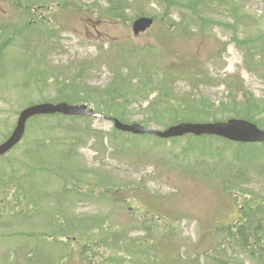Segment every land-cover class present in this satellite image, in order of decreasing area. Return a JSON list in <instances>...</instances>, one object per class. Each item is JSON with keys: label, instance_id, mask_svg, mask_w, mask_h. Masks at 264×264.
I'll return each instance as SVG.
<instances>
[{"label": "rangeland", "instance_id": "obj_1", "mask_svg": "<svg viewBox=\"0 0 264 264\" xmlns=\"http://www.w3.org/2000/svg\"><path fill=\"white\" fill-rule=\"evenodd\" d=\"M112 1L115 0H62V5L73 14H67L64 11L61 13L55 9L53 14L46 15V11L55 8L52 2L58 4L57 0H52L49 3L52 9L48 7L45 12L42 11L43 21H45L43 31L40 37H35L39 26L36 29L22 30L23 19L15 15L14 10L10 11L8 1L0 0V20H3L2 24L7 25L3 30L7 38L13 39L11 45H6L0 51V143L5 138L4 133L15 125L18 112L27 106L58 102L78 104L80 100L72 98L73 94H78L80 97L86 96L87 91H91L92 97L97 101L98 96L111 84L113 73L119 69H123V72L127 70L128 73L130 67L139 61L143 63L149 59L155 62L153 54L146 56L143 53L148 46H155L152 47L151 53H154L158 59L155 62L157 69L171 64L174 58L179 67L199 60L190 66L196 68L195 74L199 77L192 80H180L177 90L182 97L188 99L185 102L182 101L184 106H191L197 102L200 105V111L206 113L202 103L212 104L213 108L208 107L210 112L214 111L210 121L242 119V117L215 112V110L233 103L241 105L242 99L247 97L245 94L253 95L254 102L264 99V66L253 67L252 60L247 61L246 64L241 52L244 47L241 48L242 50L237 47L239 41L245 39L250 40L253 47L264 39V37L261 38L264 34V0H225L227 4L224 15L213 12L211 9H206V13L203 14V18H206V28L209 29L207 36L199 34L172 38L168 43L158 42L160 39L158 24L144 35L134 37L130 31L131 21L141 15L158 18V15L168 11V15H171L174 22L185 15L188 19H193L196 26H202L194 4H187L189 0H170L171 2L125 0L129 8L121 24L112 22L113 18L110 17V20L93 26L89 16H95L96 10L102 11ZM43 2L44 0H24L23 4H33V8H36ZM233 4L239 6L237 14L232 8ZM214 10L223 11L221 8ZM41 16V13L36 15L39 18ZM24 17L30 20L29 17ZM236 17L238 22H235ZM47 19L52 22L48 24ZM172 21L168 20L171 23ZM211 21L214 22L211 23ZM54 22L61 29L56 37L52 36L51 39L50 33L45 29L54 26ZM232 25L236 28L235 32L227 29V26ZM258 38L260 39L253 41ZM163 47H167L164 56L161 50ZM130 49L137 53L130 54L127 58L125 55L123 60H117L115 52L123 50L129 52ZM121 66L124 67L121 68ZM72 84L76 86L73 88ZM70 89L73 91L69 92ZM60 96L66 97L62 100ZM154 96L155 94L151 95L145 102L131 101L126 107V113L130 116V121H141L149 128L161 130L163 127L157 123L146 121L148 119L146 106L154 101L152 100ZM104 100L107 101V99ZM174 101L169 98L165 102ZM87 105L94 108L95 103H87ZM242 106L248 108L245 103ZM150 110H153L151 106ZM184 112L189 114L183 118L184 122L205 121L203 114L191 108L185 109ZM261 120L264 118L259 121ZM31 122L32 120L28 123L26 136L22 141L4 158L0 157V172H15L16 176H13L16 182L22 185L21 198L23 191L29 190L28 193L37 194L33 205L28 202V197L25 195V207L22 209L25 221L16 215L19 208L15 207L16 200L13 204V207L17 208L15 216L12 212H8L10 222H6L7 228L3 229L1 226L7 216L0 221V264H30L27 261V255H30L31 251L34 255L32 259L43 264L41 259L43 248L52 254L51 256L56 254L57 250L53 243L46 237L53 236V233L58 234L61 230L51 231L46 226L50 218L44 217H52L54 214L62 217L61 213L56 212L61 200L66 219L71 223L73 219L75 225L80 228V236L84 237L78 240L74 239L73 235H68L66 242L68 247L75 248L85 244L90 251L87 256L92 263H96L93 253L97 250L92 247L93 239L96 237L98 241L106 240L108 236H111L106 241V248L100 247L99 256L102 264L104 257L109 259L113 248L122 247L124 242L127 246L133 245L132 252L140 247L137 240L148 236V233L146 234L142 229L152 227V221H156L152 220L155 217L152 216L150 208L170 215L171 227L174 228L180 245L184 247L183 252L190 253L198 249L209 250L215 243L213 241L215 229L230 223L233 228H236L241 215L244 214L243 218H246L244 210H248L252 204L264 203V159H262L264 145L251 148V146L226 144L222 141H199L194 140L198 139L196 137H185L178 139L177 143L180 144L172 145L170 151L166 149L171 147L172 142L166 144L165 150L154 149L151 144H142L134 148L126 144L123 148L124 144H121L120 140L115 146L114 141L111 140L115 136L112 132L113 126L104 120L93 119L89 123V128L84 127L89 122L84 120L69 122L56 118H44L38 122ZM173 122L174 120L169 119L165 124L169 125ZM261 128L264 129V127ZM89 130L97 131L100 135L93 134L92 138L87 140L89 138L84 133ZM46 136L54 139H47ZM70 138L84 142L85 148L79 151L82 159H79L78 153L73 154V158L77 164L82 163L83 160L82 169L86 176L83 178L86 186L77 193L79 197L74 198L72 202L74 194L71 191L65 192L62 185L63 182L68 183L70 177L56 176L59 171L58 165L63 163V155L75 152V149L66 142ZM187 140L192 147L201 145L200 152L196 154L192 151L187 152ZM143 145L146 146L142 147ZM175 154H178L176 160L172 158ZM33 155L35 156L32 157ZM232 155H236L237 158H232ZM220 159L226 162V167L220 165ZM195 163L198 164V174L203 171L205 163L211 167L215 165L214 170L220 174H226L230 168L242 169L246 171L243 178L249 180L246 185L240 180L235 190L230 188L229 199L221 189L212 187L211 178L194 174ZM43 165L52 167L43 168ZM184 169L190 172L181 173L180 170ZM91 171L94 173L92 174ZM9 175L5 174L2 177L6 179ZM96 177H106L114 182L122 183L128 186L130 192L127 190V194L121 192L112 194L113 186L116 184L108 179L97 183ZM231 177H233V171ZM212 182L217 184L216 180ZM226 185L231 187L232 184L226 183ZM147 189L158 195L156 201L143 202L141 196ZM2 201L5 199H1L0 204ZM99 219L105 220L95 221ZM80 220L85 222L80 224ZM97 223H104L103 226L107 231L96 230ZM254 223L253 217H247L245 222L247 229H250ZM133 227L136 228L132 230ZM156 230L157 226L153 228V231ZM157 236H151V243L147 240L150 249L157 248L158 245L154 243V239L159 241ZM86 237L92 240H86ZM24 248L29 249L27 255ZM71 254L73 258H68L65 264H80L77 254ZM149 254L148 251L146 257ZM53 257H55L53 261H56L57 257ZM236 259L239 264L264 263V260L260 262L249 259L243 254L237 255ZM107 263L111 264L108 261ZM142 264H149V262L146 260Z\"/></svg>", "mask_w": 264, "mask_h": 264}, {"label": "trees", "instance_id": "obj_2", "mask_svg": "<svg viewBox=\"0 0 264 264\" xmlns=\"http://www.w3.org/2000/svg\"><path fill=\"white\" fill-rule=\"evenodd\" d=\"M10 2L11 0H5ZM220 2V4H219ZM189 5L194 4V7L200 17L201 20V29L197 32L191 33L194 31V29H197L198 26H190L195 21L193 19H188L185 15L182 16V18L178 19V21L174 22V20L171 22H168V20H171L168 15L164 14L161 19L157 18L156 22L159 24V29H158V36L162 38L163 40H169V39H174V38H184L189 35H197L199 34L202 29L206 26V18H203V14L206 13V9H211L213 12L219 13L221 15H224L226 13L225 6L227 2L225 0H189L187 3ZM126 6V5H125ZM123 3L119 0H115L113 2L108 3L107 7L103 9L102 11H95L97 12L96 18L103 20V19H110L119 17L122 13V9H124ZM221 8L223 11L220 12L218 9ZM233 10L237 14L239 12V6L237 4L232 5ZM220 18V16H216ZM214 21H211L213 23ZM238 22V19L236 17V21ZM210 23V21H209ZM173 27V28H172ZM170 28H172L173 32L176 34L171 35ZM232 28V27H231ZM227 29H230L229 26H227ZM264 37V34L261 38ZM258 39H254L253 41H257ZM239 46L238 48L241 49L244 47V49L241 51L244 62L247 64V61L252 60V66L255 67H260L264 66V39L258 44L255 45L254 47L252 46V43L250 40L245 39L242 41H239ZM153 48L151 46L146 47L144 49V54L147 56H150L151 50ZM133 51H129V53H132ZM198 62V60L195 61V63ZM195 63H187V66L185 67H178L175 62H171V64L167 65L164 68V71H166L174 80L176 77L179 76L181 78L183 75H185L186 79H193L194 74L190 72L189 68L190 66L194 65ZM145 63H142V70L144 72H150L149 68H146L150 65H145ZM196 69V68H194ZM138 70H135V72ZM133 79L128 80V84L125 88L124 84L122 82H115L114 85L106 90L105 97L108 100H115L117 101H122L123 103L127 102V95L130 92V95L133 97L137 98H142L143 96L146 95L150 88V84L147 82L142 81L139 79L136 83H132ZM70 84V83H69ZM73 86V85H71ZM70 87V86H69ZM127 89V90H126ZM241 90V89H240ZM247 97H244L241 101L242 104H247L248 108L246 106H242L237 103L233 105L228 104L227 106H223L222 109H217L215 112H221L223 114H230L234 115L237 117H242L243 119H246L248 121H251L255 124H257L260 128L264 127V120L259 121L261 118H264V99L262 101H256L254 102V96L251 94H245ZM85 100V99H84ZM104 100V99H103ZM108 104V103H104ZM119 106H121V103H118ZM203 107L206 109V113H202L200 111V105L197 103L192 107L193 111L200 112V114H203L204 118L206 121H210L213 112L214 111H209V108H213L214 106L212 104H203ZM174 109V108H172ZM234 110V111H232ZM99 111V110H97ZM232 111V112H231ZM114 115L117 116L116 111H112ZM170 115L174 116L176 115V112H170V109L168 107L163 108L162 112L153 113V116H158L162 117L164 115ZM228 116V115H227ZM191 139V138H190ZM206 139H211L215 141H219L218 138L211 137V138H198L194 140H199V141H211V140H206ZM193 140V139H192ZM158 142L157 145L165 144L166 141H160L156 140ZM172 143H177V140H170ZM213 142V141H211ZM129 144L132 146H138L139 143L137 140L134 141H129ZM192 150H194L195 154L200 152L201 145L198 147H190ZM215 166V165H214ZM215 167H211L209 164H206L204 166V171L202 172L201 176L208 177L209 178H214L218 183L220 188L223 189V192L227 197L231 195V192L228 190L231 188V190L237 189V185L242 180V182H245L247 179L243 178L244 173L241 172V169H233L230 168L226 174L224 173H218L216 170H214ZM236 170V171H234ZM194 171V170H193ZM233 172V177L228 178L226 177L223 178V176H227ZM194 174H198L197 171L194 172ZM226 183H231V187H228ZM212 184V183H211ZM119 188H124L123 186H120ZM158 195L156 194H151L149 192H144L141 196L143 202H150V201H156ZM250 200V199H249ZM145 211H148L145 209ZM246 211V218H243L244 214L241 215V217L238 220V226L236 228H233L230 225H227L222 228H217L214 231V239L213 241L215 242L209 250H193V252H183L184 247L180 245L181 243L178 241L179 238L175 234V230L172 226V222H170V215L167 212L162 213L161 211H153L150 208V212L152 213V216L155 218H152V227H147L143 228L142 230L147 234L144 239H138L137 242L140 243V247L135 251L132 252L131 248L133 245L127 246V243L124 242L122 247L119 246L117 248H113L111 256L109 259L104 257L103 264H109L108 262H111V264H142L146 260H148L149 264H202L200 263V260L204 259L205 262L204 264H239L238 261H236V256L241 253H243L245 256H248L249 259H256L258 261H263L264 260V203L263 204H252L251 207L248 208ZM243 211V212H244ZM241 212V210H240ZM157 214V215H156ZM159 214V215H158ZM247 217H253L255 220L254 225L250 228L247 229V225L245 224ZM105 219H99L96 220V222H101L104 221ZM151 221V219H150ZM174 222V220H173ZM105 223V222H104ZM104 223H97L95 226L96 230L103 231L106 230V227L103 226ZM175 224V223H174ZM157 226V230L153 231V228ZM78 228V227H77ZM133 227L132 230H134ZM61 232L64 234L68 233H73L76 230H69L67 228H64L63 225L59 228ZM155 232V233H153ZM158 235L159 241H156L154 239V243H156L158 246L157 248L150 249V244H148L147 240L151 243V236H156ZM111 236H108L106 240H97L95 237L94 244H92V247L94 250H97L96 252L93 253V258H95L97 261L94 264H102L100 260V247L103 249L106 248L105 244L108 239H110ZM212 241V242H213ZM211 242V243H212ZM65 244H63L64 246ZM127 246V247H126ZM174 248H170V247ZM198 246V245H197ZM127 249L129 251H127ZM149 251V255L146 257L147 252ZM90 251L87 249V247L80 246V249L78 251V257L80 260L83 262V264H88L91 260L87 256ZM238 252V254H237ZM66 256H69L68 253H65ZM146 259V260H145ZM46 264H54L53 262H48ZM264 264V263H263Z\"/></svg>", "mask_w": 264, "mask_h": 264}, {"label": "water", "instance_id": "obj_3", "mask_svg": "<svg viewBox=\"0 0 264 264\" xmlns=\"http://www.w3.org/2000/svg\"><path fill=\"white\" fill-rule=\"evenodd\" d=\"M152 25V20L147 18L137 19L133 25V33L135 35L140 32H144ZM61 114L64 116H89L93 118H103L113 120L115 127L123 132H129L132 134H153L162 139L182 137L184 135L194 136H216L227 139L233 142L242 143H254L264 142V132H261L257 127L249 122L243 120H229L227 122H215L208 124H193V123H182L173 127L168 128L165 131H150L145 130L137 124L124 125L117 120L101 115H96L92 110L87 109L86 106H70L65 103L59 104H40L30 106L22 110L16 122V126L9 136V138L0 145V155H3L15 146L22 138L26 122L37 115H53Z\"/></svg>", "mask_w": 264, "mask_h": 264}, {"label": "flooded vegetation", "instance_id": "obj_4", "mask_svg": "<svg viewBox=\"0 0 264 264\" xmlns=\"http://www.w3.org/2000/svg\"><path fill=\"white\" fill-rule=\"evenodd\" d=\"M9 43H10L9 40L4 41V44H9Z\"/></svg>", "mask_w": 264, "mask_h": 264}]
</instances>
